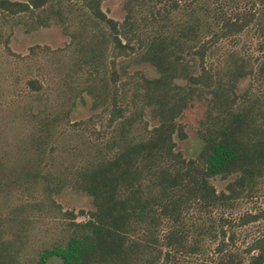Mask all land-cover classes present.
I'll use <instances>...</instances> for the list:
<instances>
[{"label": "trees", "instance_id": "obj_1", "mask_svg": "<svg viewBox=\"0 0 264 264\" xmlns=\"http://www.w3.org/2000/svg\"><path fill=\"white\" fill-rule=\"evenodd\" d=\"M104 1L0 0V17L28 16L32 27L47 26L53 17L63 20L65 8L72 13L75 7L108 27L89 50L94 74L104 69L105 44L112 42L109 116L89 127L83 147L71 148L77 159L59 169L51 162L58 120L88 124L72 122L66 111L39 120L20 158L0 157V264L18 263L32 211L42 213L47 198L64 217V236L41 248L35 264L52 258L62 264H185L205 251L207 239L227 235L232 222L226 211L264 178V0H125L122 21L106 14ZM243 42L245 56L231 51L212 63L224 45ZM255 49L258 54L250 53ZM134 55L159 74L142 76L129 94L116 86L123 81L116 64ZM28 83L42 87L35 78ZM89 94L103 98L97 88ZM203 97L209 107L202 146L196 156H186L176 138L185 139L187 132L177 118ZM148 112L156 123L150 124ZM226 179L219 189L217 181ZM38 183L47 198L32 202L24 194ZM14 189L20 201L2 207L4 192L9 198ZM66 189L88 197L92 207L64 210L56 197ZM261 219L264 208L244 214L241 224ZM217 251L211 264H264V235L248 246L247 261L225 244Z\"/></svg>", "mask_w": 264, "mask_h": 264}, {"label": "rangeland", "instance_id": "obj_2", "mask_svg": "<svg viewBox=\"0 0 264 264\" xmlns=\"http://www.w3.org/2000/svg\"><path fill=\"white\" fill-rule=\"evenodd\" d=\"M124 3L125 0H106L102 8L108 16L122 21L126 14ZM65 9L63 20L53 17L47 26L32 27V19L28 16L0 17V157L3 161L8 162L25 154L24 148L28 145L26 141L34 135L39 120L50 119L53 114L60 115L66 111L72 122L83 120L89 125L83 124L81 127L63 119L58 120V147L51 162L54 169H59L65 161L77 159L72 154L74 150H70L76 144L83 147L84 139H90L89 127L96 120H100L101 124L107 121L112 100V42L107 40L105 44V65L100 74L91 71L89 50L100 29L102 33L108 34L110 31L108 27L93 22L87 11L82 8L75 7L72 13H69L70 9ZM75 33L78 35L74 37L72 34ZM4 40H7V43H4ZM99 46L103 49L101 41ZM219 51L218 58L212 60L214 64H219V58L228 56L231 51L245 56L247 49L243 42L239 45L226 44ZM251 52L258 54L256 49ZM117 61L116 68L123 81L118 82L116 86L122 84L129 94H135L137 81L143 83L142 76L153 77L159 74L152 63L142 61L135 55ZM34 78L42 84L40 89L34 90L28 83ZM244 85L245 81L242 82V86ZM91 88L99 89L103 98L95 101L89 94ZM208 107L205 98H196L177 118L187 132L185 139L176 138L178 149L186 156H196L201 149L200 130L203 129L202 122L206 118ZM146 118L150 124L156 123L150 112L146 114ZM228 181L218 180V188H225ZM14 190L9 198L6 191L4 192L2 207L7 208V205L20 201V193L17 189ZM30 192L24 196L32 202L41 197L47 198L41 183L35 185ZM56 200L64 210L74 209L78 212L80 209L89 210L92 207L88 197L70 189L64 190ZM263 208L264 178L260 180L258 189L251 196L240 198L234 208L226 211L225 216L232 222L226 225L227 235H220L213 240L207 239L203 253L187 257L183 262L211 264L219 258L217 248L223 244L227 250L236 251L247 261L248 246L255 238L264 235V220L242 225L241 217ZM32 210L33 207L29 211ZM32 213L35 215L34 222L29 225L26 244L19 254L17 264H35L41 248L50 246L64 236V217L50 204L48 198L44 202L42 213ZM7 214L6 211L4 216ZM79 219H84V216ZM49 264H62V261L52 258Z\"/></svg>", "mask_w": 264, "mask_h": 264}]
</instances>
